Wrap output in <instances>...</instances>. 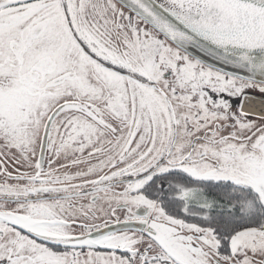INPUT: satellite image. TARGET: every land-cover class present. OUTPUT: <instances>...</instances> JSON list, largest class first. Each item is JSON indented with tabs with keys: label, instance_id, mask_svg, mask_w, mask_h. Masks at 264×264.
<instances>
[{
	"label": "snow or ice",
	"instance_id": "snow-or-ice-1",
	"mask_svg": "<svg viewBox=\"0 0 264 264\" xmlns=\"http://www.w3.org/2000/svg\"><path fill=\"white\" fill-rule=\"evenodd\" d=\"M0 264H264V0H0Z\"/></svg>",
	"mask_w": 264,
	"mask_h": 264
},
{
	"label": "bare ground",
	"instance_id": "bare-ground-1",
	"mask_svg": "<svg viewBox=\"0 0 264 264\" xmlns=\"http://www.w3.org/2000/svg\"><path fill=\"white\" fill-rule=\"evenodd\" d=\"M249 103H251V102H247V103H245V110H247L248 109V107H249ZM255 103H259V101H256Z\"/></svg>",
	"mask_w": 264,
	"mask_h": 264
}]
</instances>
